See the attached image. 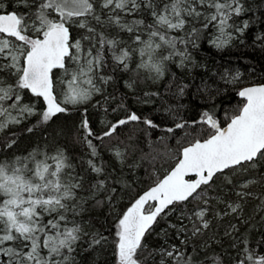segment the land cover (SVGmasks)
Wrapping results in <instances>:
<instances>
[{"label": "snow or ice", "instance_id": "6c2138e0", "mask_svg": "<svg viewBox=\"0 0 264 264\" xmlns=\"http://www.w3.org/2000/svg\"><path fill=\"white\" fill-rule=\"evenodd\" d=\"M249 11L0 0V264H264V75L209 73L194 55L243 44ZM164 94L203 105L186 119L156 104ZM65 116L70 139L61 128L20 147L17 131Z\"/></svg>", "mask_w": 264, "mask_h": 264}, {"label": "trees", "instance_id": "16d2710c", "mask_svg": "<svg viewBox=\"0 0 264 264\" xmlns=\"http://www.w3.org/2000/svg\"><path fill=\"white\" fill-rule=\"evenodd\" d=\"M248 4L251 8V11L245 13L241 19L250 18L251 22L248 29L241 37L244 41L241 44L237 41L233 46L226 49H216L211 45H208L207 42H204L203 46L199 49L197 59L202 63L208 65V72H211V69L218 66L224 65L228 67H238L242 72L246 73L245 80H260L261 76L264 75V40L258 39L261 33H264V0H248ZM251 75H247V73ZM205 69L197 68L193 69L190 75L194 76L195 79L191 83H199V79L204 75ZM187 82V81H186ZM161 92L164 93V89L161 88ZM234 99V97H233ZM167 103H180L186 107L181 110V114L186 119H194L197 117V112L201 110L203 102L194 96L183 97L177 100L174 96H169L164 94L163 99L157 100L156 104L159 105L161 109L167 106ZM153 106H145L143 110L151 112ZM90 119L93 122V126L99 128V114L90 109ZM163 116V113L156 115V119L159 120ZM77 117L74 116H65L59 120L50 123L48 126L43 129L37 128L34 130L33 134L29 135L27 133L21 134L17 131V135L21 136L20 147L27 148L30 144L34 143L38 138L43 139V135L47 132L50 138H55L57 133L61 128H64L65 135L69 136V133L72 131V121L76 120ZM130 127H133L130 125ZM159 131L156 132V135H160ZM64 139V137H60ZM70 139V136H69ZM105 158L107 159V153H105ZM107 210H101L97 219L102 222L104 214ZM259 221V217L256 218ZM222 222L221 228H223ZM261 229H264V226H261ZM260 234V229L253 231L252 235L254 238H258ZM227 243V241H225Z\"/></svg>", "mask_w": 264, "mask_h": 264}]
</instances>
